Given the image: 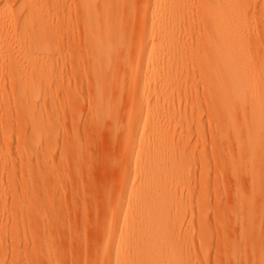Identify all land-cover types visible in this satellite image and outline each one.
I'll use <instances>...</instances> for the list:
<instances>
[{"label": "rangeland", "instance_id": "374dc122", "mask_svg": "<svg viewBox=\"0 0 264 264\" xmlns=\"http://www.w3.org/2000/svg\"><path fill=\"white\" fill-rule=\"evenodd\" d=\"M6 1L4 0V2ZM22 1L18 2L22 3ZM57 1V3L50 1L47 6V15L50 17L49 19L53 20L51 24L58 28L56 33H58V41L61 43L60 52L47 55L44 63L48 66L60 67L62 73L40 84L38 101L42 104L47 100V108L42 114L37 111L38 115L41 114L38 126L42 128L45 135L38 142L30 143V145L26 142L20 144L15 138L9 147L2 149V151L8 152L6 156H0V186L9 189H7L8 195H0L2 200L0 219L5 215L3 217L4 225H0V264H20L21 262V264H36L37 261V264H40L46 244L50 247L49 256L53 257L50 258L53 261L58 260L61 264H81V262L90 261L92 248H96L103 242L97 230L101 228V224L107 223L108 217L111 215L110 212L117 201V187L123 181L121 171L124 150L121 144L123 135L122 131L118 132L116 128L114 134L112 126L119 125L121 120L125 121L126 107L122 103L116 102L117 94L108 92L107 99L109 101L102 102L106 114L100 116L97 112L96 99L100 92L95 88L96 78L89 61L85 15L80 13L82 11H79L77 0ZM121 1L96 0L98 8L102 11L105 6L117 7ZM138 1H125L126 8L124 7L123 10L131 15L140 13L145 0ZM257 1H259L258 6L255 4ZM257 1H253L251 7L248 6L253 24H250V30L247 29L245 32V37L248 48L252 52L254 51V55L259 61L261 60L260 62L264 66V5H262L263 0ZM178 2L181 4L177 6L176 11L182 13L183 16L176 23L174 49L170 51L172 63L166 67L165 77L172 69L181 67L180 78L169 82V84L172 81L179 84L180 91L177 90L176 93L165 91L163 99L166 96L169 97L171 111L183 116V119L186 116L188 120L181 123L182 125L176 126L178 127L176 132L169 135V141L163 145L161 155L154 154L153 144L146 142L141 150L138 149L136 159L148 162L151 159H156L153 168L157 181L152 183V186H156L153 196H160L164 201L165 208L159 215L163 222V237L153 245L154 256L157 260L156 264H228V262L229 264H243L242 258H245V250L239 249L238 257H234L232 254L230 255L232 251L228 249H231L232 241L241 235V225L244 221L239 220L238 224L237 222L233 223L232 211L236 212L241 209L240 194L250 196L251 177L238 158L237 150H235L236 143L220 140L215 123L211 122L210 95L208 96L204 91L202 79L198 74V65L194 59L203 44L204 29L201 23L203 0H178ZM255 8H261V10L258 11ZM256 11L259 14L257 16ZM249 16L248 20H250ZM130 26L131 41L128 46L132 49L133 37L137 31L133 22H130ZM109 45L110 43L107 44V48H110L105 54L109 60L114 61L113 69L121 74L124 69L121 58L123 47L117 48L114 43ZM155 55L150 48L148 56L151 61ZM155 82L156 79L152 83ZM118 112L121 116L118 115V119L114 120L113 113ZM44 116L54 123L59 120L56 123H60V125L55 123L57 133L54 136L45 131ZM164 123L166 125L173 124V121L167 117ZM58 138H60L59 141ZM79 142L80 144H77ZM77 147L81 150L79 151ZM81 151L83 155L79 156ZM79 157H82L81 160ZM23 164L31 165L27 169L28 172H24ZM126 180L128 186L136 187L139 184V178H136L134 173ZM9 186H12L13 190L10 191ZM28 187H32V190L35 188L34 190L39 192L38 194L36 191L38 196L41 194L39 197L42 202L47 203H41L39 206L40 202H37L36 207L32 205L30 208H35L34 212L30 209L28 214L23 212L26 214L24 217L26 222L20 218L18 221L20 227L12 228V226L14 227L12 221L9 222L5 217L10 218V214L13 215L14 204H18L17 200L22 199V194L24 191H28ZM111 188L113 189L110 190ZM263 201L260 200L262 210H264ZM42 205L46 206L47 210ZM124 205L126 204L124 203ZM38 208L45 216L42 213L43 217H41V211ZM30 212L35 217L33 214H29ZM19 213L21 212L19 211ZM29 215H33V217ZM38 217L44 219L40 220L42 225L43 221L46 227L49 225L46 240L36 234L40 233L37 231L38 229L36 230V227L40 225ZM229 217L230 219H228ZM33 225H37L34 228L35 235L33 231H30V227L33 230ZM80 226L82 227L80 228ZM123 227L126 232L127 223H124ZM38 228L41 230L42 227ZM41 242L46 243L41 244ZM120 244L119 248L123 249L122 242ZM87 253L88 257L91 254L89 258ZM39 255L42 257L40 258ZM133 255L135 256V253ZM38 257L41 259L40 261ZM60 259L62 260L60 261ZM131 262L127 260L119 264H130Z\"/></svg>", "mask_w": 264, "mask_h": 264}, {"label": "bare ground", "instance_id": "6f19581e", "mask_svg": "<svg viewBox=\"0 0 264 264\" xmlns=\"http://www.w3.org/2000/svg\"><path fill=\"white\" fill-rule=\"evenodd\" d=\"M18 1L7 0L4 2V0H0V156H6L8 152L2 151V149L9 147L15 138L20 144L26 142L30 145V143L35 144L45 135L42 128L38 126V121L41 120L40 115L47 108V100L42 104L38 101L40 84L62 73L60 67L48 66L44 63L47 55L60 52L61 43L58 41V33H56L58 28L51 24L53 20L49 19L50 17L47 15V6L50 1L54 3L58 1L23 0L22 3ZM77 1L79 11L85 15V22H87L89 61L96 78L95 88L100 92L96 99L97 112L100 116L106 114L102 102L109 101L107 99L108 92L117 94L116 102L122 103L126 107L125 121L119 122L118 120L119 125L112 126L114 134L120 130L123 135L121 140L124 148L121 169L123 181L117 187L118 196L115 207L111 212L108 209L111 215L108 217L107 223L101 224V228L97 230L103 239L102 244L96 248L93 247L95 248H92L93 251L90 249L92 251L90 252L92 256L89 254L90 261L81 262V264H119L127 260L132 261L130 264H156L153 245L163 237V222L159 215L165 208L164 201L160 196H153L156 186H152V183L157 181L153 168L156 159H151L150 162L147 160L137 161L136 159L138 149L141 150L146 142L153 144L154 154L161 155L163 145L169 141V135L176 132V128H178L176 126L182 125L181 123L188 120L186 116L183 119V116L171 111L169 97L166 96L163 99L165 91L171 93L180 91L179 84L173 81L175 78H180L182 68L172 69L167 77H165V69L172 63L170 51L174 49L176 23L183 16L182 13L176 11V8L181 3L178 0H145L141 12L131 15L123 10L124 7L126 8L125 1L127 0H122L115 8L111 5L105 6L103 11L98 8L96 0ZM253 1L257 0H203L202 22L200 21L204 29L203 44L194 59L198 65V74L202 79L204 91L208 96L210 95L209 112L212 117L211 122L215 123L218 138L225 142L236 143L235 150H237L238 158L251 177L250 196L239 193L241 209L236 212L233 210L235 213L232 211L233 223L237 222L238 224L239 220L244 223L241 225V235L235 238L233 243L231 242V249L228 250L232 251L230 255L232 254L234 257H238L239 249L245 250V258H242L243 264H264V210L260 208L262 203L260 200H264V66L260 62L261 60L259 61L254 55V51L252 52L248 48L245 37V32L247 29L250 30L253 24L248 11V6L251 7ZM258 2L255 3L256 6H258ZM262 5H264V0ZM257 9L255 8V10ZM257 15H259L258 12ZM248 16L250 20H248ZM130 22H133L137 31L133 37L132 49L128 46L131 41L129 28L132 24L130 26ZM169 24L171 25L169 26ZM108 43L110 45L114 43L117 48L123 47L121 58L124 69L122 72L120 71L121 74L113 69L114 61L109 60L105 54L110 48H107ZM150 48L156 54L152 61L148 56ZM155 79L156 82L153 84ZM170 80H173L171 84H169ZM14 111L17 112V116ZM37 111H40L41 114L38 115ZM118 115L121 116L119 112L113 113V119L117 120ZM167 117L171 118L173 124L166 125L164 123ZM44 118L45 131L54 136L57 133L56 122L59 120L55 124L46 116ZM115 122L117 123V121ZM58 124L60 125V123ZM59 140L60 138H58ZM214 143L216 144L215 141ZM77 146L79 147V145ZM78 150L80 151L81 148ZM74 153L72 154L74 155ZM78 155H83L82 151ZM23 166L24 172H28L27 169L31 165L23 164ZM132 173L136 175V178H139V184L136 187L127 184L126 178ZM9 187L10 191L13 190L12 186ZM4 188L0 186V195L6 196L8 188H5L6 190ZM31 188L27 189L28 191L25 189L27 192L24 191L22 194L23 200H19V198L18 200L21 202L17 200L18 204H14L16 210L13 209V215L10 214V218L5 217L9 222L12 221L11 223L14 225L12 228L20 227L19 219L25 221L26 214L23 212L27 213L29 209L31 211L35 209L30 208L32 205L36 207L37 202H40L39 206L41 203H47L44 200L42 202L39 197L41 194L38 196L39 192L36 190L37 194L34 187L33 190ZM1 201L0 197V205ZM42 207L47 210L46 206L42 205ZM233 208L235 207L233 206ZM38 209L41 211L40 208ZM46 210L45 212H47ZM9 213L7 214L9 215ZM42 213L41 211V215ZM33 215L29 216L33 217ZM4 216L0 219V225L3 224ZM41 217H38V222L43 219ZM6 222L8 221L6 220ZM41 223L42 221L39 223L40 225L37 224L40 228L42 227L41 230H39V226L33 225V230L30 227V231H33L35 235L34 228L36 227V230L38 229L37 231L40 232L36 233L38 237L46 240L49 225L46 227L44 221L43 225ZM124 223H127L126 232H124ZM121 242L123 249L119 248ZM49 248L46 244V248H43L45 251L42 252L43 257L39 255L43 259L41 263L61 264L58 260L50 259L52 256H49V252H51ZM18 258L20 257L18 256ZM40 258L38 257L39 261ZM88 258L87 260H89Z\"/></svg>", "mask_w": 264, "mask_h": 264}]
</instances>
